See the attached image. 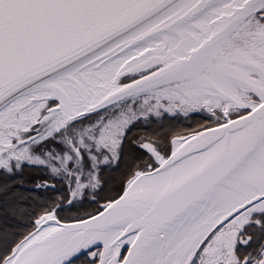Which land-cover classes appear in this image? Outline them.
<instances>
[{
	"label": "snow or ice",
	"instance_id": "1",
	"mask_svg": "<svg viewBox=\"0 0 264 264\" xmlns=\"http://www.w3.org/2000/svg\"><path fill=\"white\" fill-rule=\"evenodd\" d=\"M0 264H264V0H0Z\"/></svg>",
	"mask_w": 264,
	"mask_h": 264
}]
</instances>
